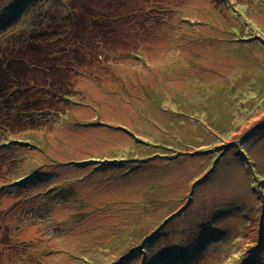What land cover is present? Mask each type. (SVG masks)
Returning a JSON list of instances; mask_svg holds the SVG:
<instances>
[{
	"label": "rangeland",
	"instance_id": "rangeland-1",
	"mask_svg": "<svg viewBox=\"0 0 264 264\" xmlns=\"http://www.w3.org/2000/svg\"><path fill=\"white\" fill-rule=\"evenodd\" d=\"M220 1L0 0V37L31 2L79 28L143 5L93 22L109 65L69 110L0 139V264H264V0Z\"/></svg>",
	"mask_w": 264,
	"mask_h": 264
},
{
	"label": "trees",
	"instance_id": "trees-1",
	"mask_svg": "<svg viewBox=\"0 0 264 264\" xmlns=\"http://www.w3.org/2000/svg\"><path fill=\"white\" fill-rule=\"evenodd\" d=\"M224 1L226 0H221L220 3L225 5ZM31 3L25 15L20 14L24 19L14 24L13 30L11 29L13 32L0 37V139H6L7 134L13 131L28 133L40 130L45 122L61 116L66 109L69 110L71 106L69 98L81 93L77 87L78 78L82 75L95 77L97 75L94 73L99 74L103 66L109 65L106 57L110 55L109 48L113 47H109L101 35L109 24L101 28L95 26L93 22L105 20L109 23L111 20L117 24L122 23V33H130L133 30L131 25L136 19L134 16L140 15L143 8V5L131 4L127 7V12L115 16L102 15V10L92 9L86 26L79 28L72 20L59 16L56 24L47 18L50 25L48 27L43 23L47 13L33 19L32 13H35L37 3ZM40 4L47 2L41 1ZM74 10L76 11L75 7ZM138 21L139 26L134 30L141 26V21ZM87 29L92 30L94 35L86 33ZM76 39H81L84 47L75 45ZM85 40L90 41L92 48L85 46ZM123 45L122 43L121 46ZM125 45L129 47L128 41ZM11 144L18 145L19 142ZM10 147H12L10 155L14 156L16 150L14 146ZM5 149L3 146L1 157ZM47 184L49 185L48 182ZM33 185L34 181L27 188V194H41L43 189L34 188ZM44 201L41 203L42 206H46L43 204ZM57 201L60 203L59 199ZM27 206L34 214L31 218L36 217L38 210L32 207L30 201ZM4 223L0 221V254L20 256V253L11 250L16 244L2 249L5 245L4 240L11 238L10 234L5 233L6 225L9 228L10 226Z\"/></svg>",
	"mask_w": 264,
	"mask_h": 264
},
{
	"label": "bare ground",
	"instance_id": "bare-ground-1",
	"mask_svg": "<svg viewBox=\"0 0 264 264\" xmlns=\"http://www.w3.org/2000/svg\"><path fill=\"white\" fill-rule=\"evenodd\" d=\"M102 15H104V14H102Z\"/></svg>",
	"mask_w": 264,
	"mask_h": 264
}]
</instances>
